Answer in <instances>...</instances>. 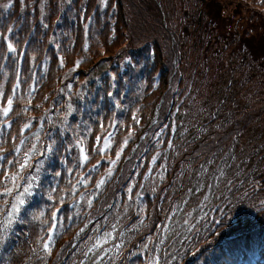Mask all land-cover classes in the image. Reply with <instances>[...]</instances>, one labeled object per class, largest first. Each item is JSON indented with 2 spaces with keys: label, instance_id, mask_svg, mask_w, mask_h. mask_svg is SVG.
<instances>
[{
  "label": "trees",
  "instance_id": "trees-1",
  "mask_svg": "<svg viewBox=\"0 0 264 264\" xmlns=\"http://www.w3.org/2000/svg\"><path fill=\"white\" fill-rule=\"evenodd\" d=\"M25 2L29 7L21 13L19 0L7 10L2 6L8 0H0V27L15 26L20 46L28 42L19 68L37 91L30 104L27 98L14 103L13 126L5 135H18L31 120L34 127L25 136L32 143L37 132L41 143L56 139L68 165L45 162L40 173L45 189L70 188L73 177L66 167L78 163V150L64 151L71 135L59 134L63 126L57 117L69 96L75 109L67 117L69 124L80 123L82 131L90 126L101 137L112 129H101L98 120L119 121L120 128L112 153L103 159L91 154L81 169L82 175L101 161L87 188L54 206L61 209L64 226H58L52 254L38 260L31 251L39 249V238L47 237L51 223L47 193L38 192L26 206L27 223L14 225L0 247V264H80L82 252L117 219L124 235L113 243L123 248L105 264H131L130 256L145 236L161 240L163 264H264V0H108L107 6L101 0H47L43 14L42 0ZM233 2L239 7L229 9ZM0 63V83L5 73L14 82L17 65L11 59ZM8 87L4 84L5 91ZM21 91L28 87L22 85ZM129 127L134 134L108 177L104 161L115 158ZM86 143L91 148L92 136ZM53 168L63 175H51ZM101 178L106 183L88 208L79 196L90 198ZM201 195L213 206L207 211L194 206L190 225L195 227L179 229L187 206ZM41 211L45 215L32 221ZM85 224V233L77 237ZM165 228L167 235L161 237Z\"/></svg>",
  "mask_w": 264,
  "mask_h": 264
},
{
  "label": "snow or ice",
  "instance_id": "snow-or-ice-1",
  "mask_svg": "<svg viewBox=\"0 0 264 264\" xmlns=\"http://www.w3.org/2000/svg\"><path fill=\"white\" fill-rule=\"evenodd\" d=\"M71 3V0H68ZM20 5L22 6L20 11L23 13L29 5L26 4L25 0H19ZM47 3V0H42L40 5V11L43 14L44 5ZM101 3L104 6L108 5V0H101ZM5 10L13 7V0H8V3L2 6ZM89 20L91 17L88 18ZM44 28H48V24H43ZM87 29V24L85 25ZM31 35V33H29ZM28 46V42H24V46H20V38L17 34V29L15 26L9 27H0V51H3L5 54L0 55V61L13 60L17 65L14 82L7 80V73H5V79L3 83H0V247H2L8 238V234L13 231V226L16 224H26L27 221L24 218V212L28 204V199L34 197L38 192L47 193V200L50 202L48 205L51 208V223L48 225L47 237L39 238V249H32V254L38 260H44L46 256L52 254V248L55 244V236L59 235L58 226H64V219L59 216L60 208L54 207L57 204L63 205L65 198L68 195H76L80 187L87 188L89 182H91L92 173L96 172L100 168L101 161H97L96 164H93L90 168H87L86 171L81 175V169L85 168L87 163L90 161L91 154H96L101 156L103 159L105 156L109 155L113 151L112 141L114 140L117 131L120 128V122H107L106 118L104 121L98 120V126L103 129L108 127L112 129L107 133L106 136L101 137L100 135H93L92 128L90 126L86 127L85 131H82V125L80 123L69 124L67 117L72 116L75 109L70 103L71 97L69 96V102L66 104L64 110L58 115L57 119L59 124L63 127L60 128V135H63L65 132L69 133L72 137V141L65 147V152L71 154L74 149L78 150V163L74 167H66L67 175L72 176L73 180H69L68 184L70 188L61 189L56 186H49L45 189V186L42 183L40 173L44 170L45 162L51 159L54 162H59L62 165L67 166L68 161L64 156L59 152V149L56 147L57 141L55 138H50L45 143H41V137L39 133H33L35 138V143H32L31 140L25 136L26 131H30L34 125L31 120L25 121L19 129L18 135H11L9 132L5 135L6 129H11L13 126V119L11 118L14 112V103L18 102L21 99H29V104L31 99L36 93L37 88L35 84L29 85L26 79H23L21 76V71L19 68L20 63H22L23 58L26 56L25 49ZM87 51V47H85ZM11 54V55H9ZM35 59V57H31ZM60 65L64 66L63 57H60ZM76 66L79 65L80 61H76ZM4 65L0 63V69H3ZM75 70V68L73 69ZM115 79V77H113ZM4 84L9 85L8 90H4ZM22 85L28 87L26 93H22ZM66 88L71 90L70 85H65ZM64 91V89H61ZM109 96H112L113 93L109 92ZM117 108H120L121 105L119 102H116L115 105ZM37 107H40L37 105ZM29 108H24L23 112H27ZM51 111V110H49ZM19 115V113H17ZM47 115V113H46ZM132 120L136 123H140V119L137 116H132ZM40 124L41 130L43 129L45 120L41 119L38 121ZM55 123V122H54ZM128 136L125 137L123 142L118 145L114 155V159H108L106 162L109 167L107 169V176L111 177L114 166L120 160L121 156L124 153V149L127 147L129 139L134 134L133 129L129 127L127 129ZM46 136L50 134L46 133ZM160 135L159 133L157 134ZM89 136H92L94 144L89 148L87 145V140ZM10 144L11 148L5 147V145ZM40 145L38 148L37 145ZM168 147H172L171 142H169ZM38 159H34L37 157ZM156 157H153L155 161ZM51 167V165H49ZM203 168V166H201ZM51 175L54 177H60L63 175L61 171L56 169L51 170ZM222 175V173H221ZM217 180L220 177H215ZM60 181H57L59 184ZM106 183L104 178L99 179L95 182L94 187L95 192L90 194V198H86L84 194H80L79 199L84 200L88 208H91L93 205V199L99 194V190ZM232 181H228L230 186ZM136 187L133 185L129 187L128 199H132V188ZM199 191V189H197ZM188 192L191 193L192 189H188ZM208 197L204 196V200H207ZM186 204L187 201L185 200ZM261 203H264L262 201ZM113 205H109V208H112ZM179 206H177L178 208ZM223 211L222 209H219ZM143 212V209L140 210ZM139 214V213H138ZM45 215L44 211H41L38 215H33V220H38ZM174 215V213H173ZM208 213L204 214V219L207 217ZM70 219V218H69ZM105 219L106 216H105ZM44 223H47L45 220ZM142 224L143 221L141 220ZM199 223V221H197ZM135 227V223H133ZM192 227H195L193 225ZM88 228V225L85 224L83 228H80L79 232L76 234L77 237H80L82 233H85V229ZM94 231L97 233L100 232V228H94ZM191 231V228L189 229ZM124 233L119 227V219L117 223L111 224L110 231H104L102 235H98L94 242L91 245H88L86 251L82 252L84 259L80 261V264H105L106 258L108 260H114L116 256L120 255V251L123 248L122 243H113L118 238L123 237ZM83 239V238H82ZM88 240H93L92 237H87ZM150 243V241H149ZM111 244L110 248H105L104 245ZM143 249L150 251L152 254L147 257V264H160V257L156 254V250L149 249V244L145 243ZM43 253V255H41ZM175 260V256L172 257Z\"/></svg>",
  "mask_w": 264,
  "mask_h": 264
},
{
  "label": "rangeland",
  "instance_id": "rangeland-1",
  "mask_svg": "<svg viewBox=\"0 0 264 264\" xmlns=\"http://www.w3.org/2000/svg\"><path fill=\"white\" fill-rule=\"evenodd\" d=\"M61 1H67V0H61ZM236 4H238V7H239V3L233 2L230 5H228L229 9L235 7ZM261 27H262V25H259L258 27L256 26V28H261ZM253 31H254V29H253ZM248 32H249V30H248ZM246 42H247V40H246ZM247 46L250 47L249 40H248ZM204 196H207V195H204ZM204 196L201 195L196 199L195 202L189 203V206H187L185 213L183 214L184 218L182 221H184V223H182L178 227L179 229L184 231L187 228H190L192 226V225H190V222L193 223V219L196 218V217H194L195 216L194 214H196L194 206H197L196 209H201V208L205 207L206 208L205 211H207L210 207L213 206V205H211L212 201L210 200V198L207 196L208 199L204 200ZM134 199L135 200L137 199L136 194L134 195ZM30 200H31V198L28 199V201H30ZM32 221H37V220L32 219ZM186 224H188V225H186ZM167 231H168V229L165 228L163 231V235L161 237L166 236ZM149 241H150V243H149ZM160 242H161V240H160ZM160 242H159L157 236H145L143 241L140 243L141 247L138 250H136L135 252H133L132 256H130V259H129L130 263L131 264H147V257L149 255H151L152 253L150 251H146L143 249V245L145 243L149 244V249L154 248L156 250V254L160 255V253L158 252V250H162V249H160V246H159ZM169 252H175L176 253V250L174 248H171L169 250ZM159 257H161V256H159ZM28 264H31V263H28ZM160 264H163V260H161V258H160Z\"/></svg>",
  "mask_w": 264,
  "mask_h": 264
},
{
  "label": "water",
  "instance_id": "water-1",
  "mask_svg": "<svg viewBox=\"0 0 264 264\" xmlns=\"http://www.w3.org/2000/svg\"><path fill=\"white\" fill-rule=\"evenodd\" d=\"M154 121H155V120H154ZM154 121H153V122H154Z\"/></svg>",
  "mask_w": 264,
  "mask_h": 264
}]
</instances>
